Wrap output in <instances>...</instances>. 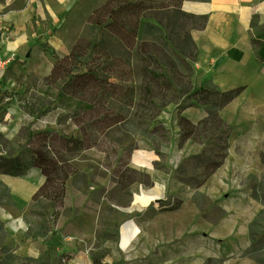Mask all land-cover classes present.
I'll use <instances>...</instances> for the list:
<instances>
[{"label": "rangeland", "instance_id": "1", "mask_svg": "<svg viewBox=\"0 0 264 264\" xmlns=\"http://www.w3.org/2000/svg\"><path fill=\"white\" fill-rule=\"evenodd\" d=\"M201 1L83 0L59 28L64 49L61 54H49L50 76L5 78L0 94V157L23 161L25 150H39L56 161V169L48 177L38 168L32 169L45 178V184L23 212L15 210L9 189L0 182V211L20 214L32 234L39 231L43 235L39 238L59 235L76 251L103 257L102 264H175V244H167L155 226L145 224V218L165 224L175 219L174 198L167 192L165 199L158 202L153 198L141 205L139 197L147 190L142 183L147 180L127 186V170L138 172L133 166H151L156 178L166 181L165 189L175 179L193 187L201 181L203 167L217 161L212 154L222 150L214 146L216 142L212 145L210 136L192 140L184 148L186 157L175 167L176 113L189 101L175 97L174 104L160 107L157 99L143 100L140 88L148 79L141 74V60L132 54L143 40L147 23L155 25L154 19L159 18L168 25L165 17L169 14L159 12L181 10L186 3ZM189 25L187 21L185 26ZM100 29L112 38L111 44L101 42ZM156 47L159 51L150 49L154 58L164 55ZM168 50L166 55L177 57ZM123 52L130 56L129 65ZM186 55L192 57L190 50ZM188 65L182 70L185 81L197 87L203 81L197 79L189 59ZM60 91L92 109L76 116L61 111L56 100ZM11 103L21 116L9 126L2 109ZM155 122L160 123L159 135L151 132ZM65 137L80 139L84 149L72 158L66 156ZM202 142L205 145L200 146ZM259 164L242 184L264 210V153ZM22 179L28 180L29 175ZM190 209L220 215L208 200L199 197L192 200ZM128 227L137 228L130 241ZM149 228L153 230L148 232ZM14 246L0 229V264H31L13 255Z\"/></svg>", "mask_w": 264, "mask_h": 264}, {"label": "crops", "instance_id": "2", "mask_svg": "<svg viewBox=\"0 0 264 264\" xmlns=\"http://www.w3.org/2000/svg\"><path fill=\"white\" fill-rule=\"evenodd\" d=\"M82 1L0 0V27L9 28V41L3 51L14 55L6 77L50 76L49 54H61L64 49L59 28ZM192 4L199 9L181 10L207 18L202 30L191 32L197 79L210 80L220 92L241 89L221 109L192 105L179 114L193 126L217 116L231 129L222 165L197 189L222 215L190 209L194 191L188 185L175 179V184L168 183L165 189L166 181L157 179L151 166L140 169L135 165L133 169L146 174L152 184L142 190L141 196L145 194L149 196L146 198L151 197L149 201L154 198L159 202L170 192L173 200L181 202L175 210V219L167 224L148 218L145 224L155 226L167 244H175V264H203L207 259L222 260V264H255L244 253L250 246L249 224L262 207L251 198L250 188L242 182L259 169V159L264 153V63L259 62L252 44L257 31L264 29V0H207ZM2 110L9 126L18 122L21 113L13 103ZM176 123L175 167L186 157L184 148L192 142L188 139L179 143L180 129ZM26 175L29 179L23 180ZM0 182L9 189L15 210L23 212L31 198L39 196L45 178L30 169L19 177L0 175ZM18 215L0 211V229L14 242L13 255L18 259L36 260L46 252L47 264H93L91 254L76 251L59 235L27 237L28 226Z\"/></svg>", "mask_w": 264, "mask_h": 264}, {"label": "trees", "instance_id": "3", "mask_svg": "<svg viewBox=\"0 0 264 264\" xmlns=\"http://www.w3.org/2000/svg\"><path fill=\"white\" fill-rule=\"evenodd\" d=\"M202 1L204 2L207 0ZM159 13L164 15L169 14L165 17L168 21V25L159 18L154 19L155 25L147 23L143 29V40L138 44L132 54V56L141 60V74L148 79V83L140 88V94L143 96H141V98L148 102L149 98L150 100L157 99L160 107H164L166 104H174L175 97L177 100L186 98L189 103L178 109L176 113V124L180 129L179 143L182 144L188 139L196 142V139L199 138H201L202 141L210 136L211 139H214L212 145L216 142L214 146H216L218 150H222L221 153L212 154L213 159H217V161L203 167L201 181L196 186L190 187L191 190L194 191L192 196L193 201L196 197L207 200L197 192V189L222 165L227 155L226 142L230 135V129L217 116L208 117L197 126H193L185 119L180 118L179 114L192 105H212L221 109L231 102L240 93L241 89L220 92L210 80L203 81V83L197 87H193L191 83H187L185 81L186 76L182 73V70L188 65V59L191 63H194L196 56V48L191 38V31L202 30L207 18L206 16L187 14L180 9L165 10ZM187 21H189V27L185 26ZM99 32L101 42H103V44H111L110 40L112 38H110L107 33L103 32L102 29H100ZM176 41L178 43H175ZM252 44L256 50L259 62L264 63V29L257 31L255 37L252 39ZM156 46L160 47V52L164 54L159 55L158 58H154L153 55L156 54L150 50L152 48L157 49ZM167 48L177 57L174 58L171 54L166 55L165 49L168 50ZM103 49L108 50V48L105 47ZM188 50H190L192 54L191 58L186 55ZM151 51L153 53H151ZM122 55L125 64L129 65L130 56L125 52H123ZM165 56L167 60L164 59ZM175 60L178 63L175 62ZM56 100L58 109L63 112L71 113L72 116L88 112L92 109V105L67 96L62 91L58 93ZM136 106H138V104ZM159 124L160 123L155 122L151 130L155 135L160 134ZM42 138L41 136L37 141H41ZM220 142H222V145H219ZM62 145L65 155L71 158L84 149L82 141L73 137L63 138ZM24 154L26 159L23 161H21L20 158L0 157V173L10 177H19L25 175L30 169L38 168L44 177H48L55 171L56 161L48 158L45 154H40L39 150L27 149L24 151ZM207 167L208 172H204ZM127 172L129 173L126 178L127 186L134 183H142L140 182L142 178L147 180V183H142L145 187H150L152 185L146 175H141L133 170H127ZM0 186H2L1 183ZM180 204V201H175V207L173 209H177ZM220 214L222 215V213ZM248 231L250 246L245 251L244 256L253 260L255 264H264V210H262L249 224ZM26 236L42 237L43 235H41L39 231L32 234L28 229ZM258 236L259 238H257ZM46 257L47 253L44 252L40 254L38 259H26V261L31 264H47ZM102 258L103 257H98L96 255L92 256L93 264H102ZM213 263L222 264V260L207 259L203 264Z\"/></svg>", "mask_w": 264, "mask_h": 264}, {"label": "built area", "instance_id": "4", "mask_svg": "<svg viewBox=\"0 0 264 264\" xmlns=\"http://www.w3.org/2000/svg\"><path fill=\"white\" fill-rule=\"evenodd\" d=\"M9 41L8 26L0 27V94L3 91V83L6 78L7 71L13 61L14 55H6L3 46Z\"/></svg>", "mask_w": 264, "mask_h": 264}, {"label": "bare ground", "instance_id": "5", "mask_svg": "<svg viewBox=\"0 0 264 264\" xmlns=\"http://www.w3.org/2000/svg\"><path fill=\"white\" fill-rule=\"evenodd\" d=\"M184 8L186 10H189V11H197L199 9L198 5L192 4V3H186L184 5ZM165 143L167 144L166 141H165ZM149 199L150 198H146L144 196H140L139 197V202H140L141 205H144V204L147 205L148 202H149ZM127 231H128V240L130 241L131 238L135 235V233H137V228L128 227Z\"/></svg>", "mask_w": 264, "mask_h": 264}]
</instances>
